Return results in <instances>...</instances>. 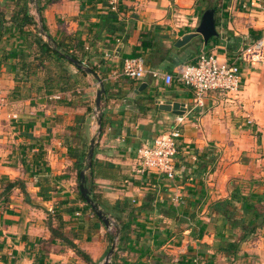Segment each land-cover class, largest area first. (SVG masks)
<instances>
[{
	"label": "crops",
	"instance_id": "1",
	"mask_svg": "<svg viewBox=\"0 0 264 264\" xmlns=\"http://www.w3.org/2000/svg\"><path fill=\"white\" fill-rule=\"evenodd\" d=\"M14 1L0 0L6 23ZM31 5L38 25L37 6L50 35L57 40L67 35L83 45L82 66L105 79L102 127L100 132L97 77L87 73L80 87L59 93L60 99L52 98L58 93L36 95L26 85L16 91L11 61L1 57L14 50L17 39L1 35L0 264H87L50 238L47 219L58 212L63 234L101 263L108 229L77 190L79 160L92 138L86 174L99 201L113 223L112 216L126 221L136 209L128 240L122 250L115 248L109 263L195 264L197 258L199 264H264V66L239 60L240 93H209L202 107L176 82L111 76L130 57H142L147 69L160 73H175L202 51L237 61L253 43L264 44L258 15L264 0H33ZM208 10L218 35L204 44L198 34L175 47L196 32ZM142 83L146 87L139 91ZM168 101L185 107L173 181L145 174L137 155L172 128L178 115L158 108ZM16 180L25 192L15 186L5 193L7 181ZM255 210L257 227L246 236Z\"/></svg>",
	"mask_w": 264,
	"mask_h": 264
},
{
	"label": "trees",
	"instance_id": "2",
	"mask_svg": "<svg viewBox=\"0 0 264 264\" xmlns=\"http://www.w3.org/2000/svg\"><path fill=\"white\" fill-rule=\"evenodd\" d=\"M31 2V0H15L13 3L14 8L11 11L8 23L2 19V14L0 13V25L2 24L3 26L0 30V37L1 35L8 34L11 37L17 39L14 50L7 51L6 55L1 57L2 61H11L13 67L12 73L14 74L15 83L14 90L17 91V87L20 85H26L27 90L34 92L36 95L74 92L82 85V78L87 73L97 77L99 86L106 90L105 79H103V77H98L93 67L85 64L89 70V72H86L85 70L74 65L69 60V58H71L78 60L81 64H83V45L71 40L67 35H63V37H61L59 40L54 39L48 32V28L43 21L41 16L42 9L39 6H37L40 20V25H38L35 15L31 13L33 9ZM101 127L102 117H100V132ZM87 151L88 150L82 153L79 160V166L77 167V180L79 178V172L86 167ZM88 170L91 171V166ZM85 177L86 187L91 200L96 203L106 215L109 216L107 208H105V206H103L99 201V195L94 192V187L91 184L89 176L86 174ZM15 186H18L23 193L25 192V186L21 180H16L13 182L7 181L4 192L6 193L10 191V189ZM77 190L79 200L96 219L101 221L95 215L90 205L85 202L78 188ZM245 202H247L246 199H244V203ZM135 211L136 209L133 207L131 210H129L126 221H123L118 216H112L116 222H114L111 226V230H108L106 233L109 242L107 252L115 242H117V245L115 246L116 251L123 249L122 243L128 240V237L125 236V234L127 235L134 225L132 220L135 216ZM254 213V221L249 223L246 236H249L251 233H253L257 227V225L252 226V224L258 220L260 215L257 210H255ZM51 218L54 219V227L52 226ZM51 218L47 219L48 229L51 233L50 238H56L63 242L64 245L68 246L74 251L78 258L87 264H95L85 252L79 249L71 239L63 234L62 213H55V215L53 217L51 216ZM135 229L136 228H134V230ZM233 246V243L227 244L228 248ZM116 251L112 255V260L117 256ZM108 264H112V262Z\"/></svg>",
	"mask_w": 264,
	"mask_h": 264
},
{
	"label": "built area",
	"instance_id": "3",
	"mask_svg": "<svg viewBox=\"0 0 264 264\" xmlns=\"http://www.w3.org/2000/svg\"><path fill=\"white\" fill-rule=\"evenodd\" d=\"M243 6L246 7L245 4ZM258 15L264 20L263 8ZM239 60L251 65L264 66L262 40L250 45L234 62L221 61L216 55L202 51L197 55L195 62L180 66L175 73H160L147 69L142 57H130L123 59L121 68L114 71L111 76L113 78L124 77L133 81H141L149 77L155 81L161 80L167 86L176 82L190 89L193 93L194 105L202 107L209 93L223 96H236L240 93ZM52 98L60 99V94H54ZM183 121V116H176L168 132L156 136L149 145L142 146L138 150V160L145 174L157 180H174L176 176L175 156L181 137L180 125ZM195 264H199L197 258Z\"/></svg>",
	"mask_w": 264,
	"mask_h": 264
},
{
	"label": "water",
	"instance_id": "4",
	"mask_svg": "<svg viewBox=\"0 0 264 264\" xmlns=\"http://www.w3.org/2000/svg\"><path fill=\"white\" fill-rule=\"evenodd\" d=\"M200 35L203 39L204 44L208 43V40L210 38L216 37L218 34L215 30V19H214V12L213 11H205L201 17V22L199 26L196 29V32L193 34H187L184 35L181 39L177 40L174 43V46L177 48H180L187 44L193 37L196 35ZM69 60L79 68L89 72L88 69H85L84 66L78 61L69 58ZM144 87H146L145 83H142L139 87V91L142 90ZM104 93V88L100 87L99 90L96 92V97H95V111L97 114V125L100 127V103H101V97L102 94ZM159 109H162L167 112H171L174 115H183L185 112V107L183 103H178V102H165L161 103L158 105ZM94 145H95V139L92 138L89 143V148L88 152L86 154V167L82 171L79 172V178H78V189L81 194V196L84 198L85 202L90 205L91 209L94 211L95 215L101 220V222L104 224V226L108 229L111 228L113 225V221L111 218L106 215L103 210L96 204L94 203L89 195L88 189L86 187V171L89 169L91 166L92 158H93V151H94ZM116 246V242L111 246L109 251L106 253L104 256L103 260L101 261L100 264H108L110 262V259L114 253Z\"/></svg>",
	"mask_w": 264,
	"mask_h": 264
}]
</instances>
